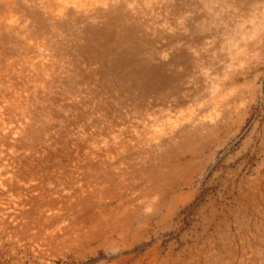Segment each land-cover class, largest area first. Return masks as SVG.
Wrapping results in <instances>:
<instances>
[{
    "label": "rangeland",
    "instance_id": "1",
    "mask_svg": "<svg viewBox=\"0 0 264 264\" xmlns=\"http://www.w3.org/2000/svg\"><path fill=\"white\" fill-rule=\"evenodd\" d=\"M0 264H264V0H0Z\"/></svg>",
    "mask_w": 264,
    "mask_h": 264
}]
</instances>
